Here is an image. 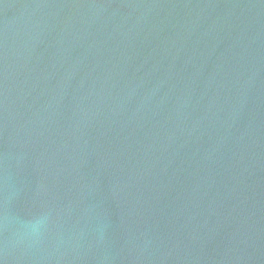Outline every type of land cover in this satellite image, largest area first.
<instances>
[{
    "label": "water",
    "instance_id": "water-1",
    "mask_svg": "<svg viewBox=\"0 0 264 264\" xmlns=\"http://www.w3.org/2000/svg\"><path fill=\"white\" fill-rule=\"evenodd\" d=\"M0 264H264V0H0Z\"/></svg>",
    "mask_w": 264,
    "mask_h": 264
}]
</instances>
